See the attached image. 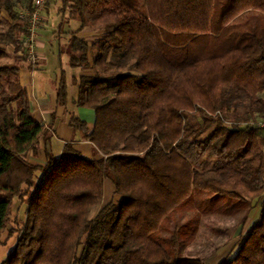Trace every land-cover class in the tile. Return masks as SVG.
I'll list each match as a JSON object with an SVG mask.
<instances>
[{
  "label": "trees",
  "instance_id": "1",
  "mask_svg": "<svg viewBox=\"0 0 264 264\" xmlns=\"http://www.w3.org/2000/svg\"><path fill=\"white\" fill-rule=\"evenodd\" d=\"M61 9L79 21L60 47L80 70L74 102L94 112L91 131L69 122L101 157L65 144L44 164L27 159L44 133L18 80L29 61L18 15L32 0H0V236L13 198L31 189L0 264H209L244 228L217 264H264V126L253 124L264 121V0ZM65 95L62 75L60 103ZM104 179L119 198L101 205ZM204 245L212 250L188 249Z\"/></svg>",
  "mask_w": 264,
  "mask_h": 264
},
{
  "label": "crops",
  "instance_id": "2",
  "mask_svg": "<svg viewBox=\"0 0 264 264\" xmlns=\"http://www.w3.org/2000/svg\"><path fill=\"white\" fill-rule=\"evenodd\" d=\"M61 4L62 0H45V5L40 10L42 26L38 30L35 40L37 58L33 63L26 61L18 74L20 84L26 89L32 114L44 129V133L39 138L36 154H27V159L37 164L45 163L47 153L58 158L65 144H70L80 155L91 158V160L101 157L92 144L83 138L82 133L71 126L69 122L72 116L79 118L86 123L87 128L91 131L94 112L90 108L79 107L74 102L77 88L73 79L80 74V70L68 66V58L65 54L60 53V47L66 41L64 36L73 29L79 28V21L69 19L68 12L61 9ZM62 20L65 23L60 31ZM50 21V26H47ZM45 32L47 35L45 39H42ZM78 33L88 36L94 31L85 28ZM68 67L69 80L64 76ZM62 75L65 78L66 88L67 82L71 85V92L68 95L66 91L64 103H60L58 100V88ZM245 231L246 228L242 229L241 235H236V240L239 239V236L242 237Z\"/></svg>",
  "mask_w": 264,
  "mask_h": 264
},
{
  "label": "rangeland",
  "instance_id": "3",
  "mask_svg": "<svg viewBox=\"0 0 264 264\" xmlns=\"http://www.w3.org/2000/svg\"><path fill=\"white\" fill-rule=\"evenodd\" d=\"M41 22H42V18H41ZM50 23H51V21L48 23L47 26H50ZM46 35H47L46 32H45V34L43 33L42 39H45ZM93 35L90 34L87 37L90 38ZM64 37H65V39H67L66 35ZM6 61L11 62L12 58H7ZM65 73H64V76L66 77L67 80H69V76H70L69 67H68V69L66 68ZM65 90L67 91V93L69 95L71 92V85L68 82H67V88H66V83H65ZM23 188L26 189L25 185H23ZM24 189H23V191H24ZM30 191H31V189L28 190L27 194L15 196L12 200L10 211H9V216H8V220H7V227L2 232V234L0 236V263L7 256L8 252L12 249V247L14 246V243L16 242L17 229H19V227L21 226V224L25 218L24 212H25V207L27 204V199H28ZM118 198H119V196L117 194H115L114 187H113V184L111 183V181L108 179H104V181H103V197H102V203L101 204H106L108 202L117 201ZM225 224L228 225V224H230V222L227 221ZM12 231H14V232H12ZM9 233L11 234V236H9ZM233 235L234 236L229 241H227V237H225V235L222 237H217V235H216L213 239L217 245L222 244L225 241H227L223 245V247H221L219 251L216 250V252H213L212 248H208L205 245L203 246V248L198 247V246H196V248L190 246L188 249H189L191 254H194L195 252H198L199 250L201 251V249L205 250V251L206 250L207 251L212 250V253L210 254V256L204 261L207 262V260H208L209 264H217L221 260V258H223L225 255H227L228 253L231 252V249H232V247L235 244V241L237 239L238 233L235 232Z\"/></svg>",
  "mask_w": 264,
  "mask_h": 264
},
{
  "label": "built area",
  "instance_id": "4",
  "mask_svg": "<svg viewBox=\"0 0 264 264\" xmlns=\"http://www.w3.org/2000/svg\"><path fill=\"white\" fill-rule=\"evenodd\" d=\"M45 0H32L33 10L31 12H21L18 17L27 22L26 34L22 38V46L25 50V55L31 63L35 62L37 55L35 52V44L37 32L42 26L40 10L43 8ZM256 126H264V121L253 123Z\"/></svg>",
  "mask_w": 264,
  "mask_h": 264
}]
</instances>
